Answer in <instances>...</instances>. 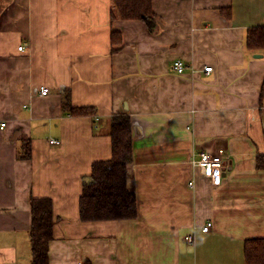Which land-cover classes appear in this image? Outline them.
Segmentation results:
<instances>
[{"label":"crops","instance_id":"1","mask_svg":"<svg viewBox=\"0 0 264 264\" xmlns=\"http://www.w3.org/2000/svg\"><path fill=\"white\" fill-rule=\"evenodd\" d=\"M151 4L147 26L112 18L111 0H0V264H30L31 197L52 201L49 264H246L245 241L264 238V50L245 46L264 0ZM64 93L95 116L69 115ZM115 114L130 118L137 215L85 222L83 182L111 159ZM219 148L212 186L190 161Z\"/></svg>","mask_w":264,"mask_h":264},{"label":"trees","instance_id":"2","mask_svg":"<svg viewBox=\"0 0 264 264\" xmlns=\"http://www.w3.org/2000/svg\"><path fill=\"white\" fill-rule=\"evenodd\" d=\"M111 17L143 20L147 26L152 23L154 12L151 0H111ZM245 46L252 51L264 50V25L246 29ZM264 98V78L260 99ZM62 107L72 116H95L91 108L71 106L66 93ZM96 118V117H95ZM131 123L126 114H115L109 126L112 156L108 161L92 164L91 181L83 182L79 197L80 219L85 222L132 219L137 215L136 199L127 183V167L132 159ZM31 148L24 143L18 152L21 159H29ZM256 168L264 170V153L256 156ZM31 224L29 241L30 264H49L48 246L53 239L54 217L52 201L49 198L29 200ZM246 264H264V238L246 240L243 246Z\"/></svg>","mask_w":264,"mask_h":264},{"label":"built area","instance_id":"3","mask_svg":"<svg viewBox=\"0 0 264 264\" xmlns=\"http://www.w3.org/2000/svg\"><path fill=\"white\" fill-rule=\"evenodd\" d=\"M18 49L21 50L22 46H20ZM171 67L177 74L180 75L185 71V66L180 60L173 61ZM203 70L206 73H209L212 70V67L205 66ZM48 92V87H41L39 93L40 95L44 96ZM4 125V123H1L0 128H2ZM49 143L59 144V141L50 140ZM190 163L192 167L200 169L202 174L209 180V183L212 186H218L221 184L223 171L226 167L223 149L219 148L214 153L200 152L197 157L191 159ZM188 186H193L192 181L188 183ZM210 225L211 223H206V225L202 227V231L206 232L209 229ZM186 239L188 241L191 240L189 236L186 237Z\"/></svg>","mask_w":264,"mask_h":264},{"label":"bare ground","instance_id":"4","mask_svg":"<svg viewBox=\"0 0 264 264\" xmlns=\"http://www.w3.org/2000/svg\"><path fill=\"white\" fill-rule=\"evenodd\" d=\"M19 47H20V46H19ZM22 49H23V46H22ZM22 49H21V50H22ZM176 60H180V59H176ZM174 61H175V60H174ZM180 61L182 62V60H180ZM172 63H173V62H172ZM182 63H183V62H182ZM184 66H185V71H184V73H185L186 70H187V68H186V65H185V64H184ZM210 67H211V66H210ZM171 68H172V67H171ZM203 69H204V68H203ZM172 70H173V69H172ZM173 71H174V70H173ZM203 71H204V70H203ZM211 71H212V70H211ZM211 71H210V72H211ZM174 72H175V71H174ZM204 72H205V71H204ZM210 72H209V73H210ZM184 73H183V74H184ZM205 73H206V72H205ZM206 74H208V73H206ZM181 75H182V74H181ZM187 237H188V236H187ZM189 237H190L191 240H192V237H191V236H189ZM186 240H187V239H186ZM191 240H190L189 242H191ZM187 241H188V240H187Z\"/></svg>","mask_w":264,"mask_h":264},{"label":"water","instance_id":"5","mask_svg":"<svg viewBox=\"0 0 264 264\" xmlns=\"http://www.w3.org/2000/svg\"><path fill=\"white\" fill-rule=\"evenodd\" d=\"M255 57H258V55H255ZM91 180L90 179H87L86 182H90Z\"/></svg>","mask_w":264,"mask_h":264}]
</instances>
